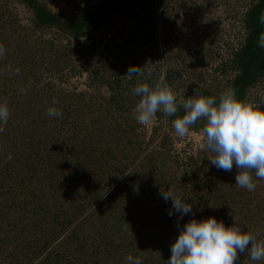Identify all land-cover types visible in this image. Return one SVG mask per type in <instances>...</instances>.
<instances>
[{
    "label": "rangeland",
    "instance_id": "obj_1",
    "mask_svg": "<svg viewBox=\"0 0 264 264\" xmlns=\"http://www.w3.org/2000/svg\"><path fill=\"white\" fill-rule=\"evenodd\" d=\"M101 1L0 0V264H169L182 226L213 216L264 239V180L252 172L248 191L235 166H213L203 119L184 137L162 112L139 124L133 94L139 81L178 103L218 102L241 74L259 0H166L148 23L135 9L78 34L73 23ZM130 66L143 75L129 78ZM243 100L264 107V73ZM162 190L192 213L169 216Z\"/></svg>",
    "mask_w": 264,
    "mask_h": 264
},
{
    "label": "clouds",
    "instance_id": "obj_2",
    "mask_svg": "<svg viewBox=\"0 0 264 264\" xmlns=\"http://www.w3.org/2000/svg\"><path fill=\"white\" fill-rule=\"evenodd\" d=\"M260 22L264 23V16ZM258 47L264 49V32L259 34ZM126 75L142 76V67L130 66ZM133 94L141 97L134 110L139 124L150 125L158 112L165 117L176 116L182 105L185 114L172 121L178 136H186L198 120H205L202 146L214 153L210 163L225 172H231L235 166L239 170L236 185L248 191L257 187L252 172L256 179L264 180V107L241 100L235 90L223 92L218 102L216 97L195 94L178 103L168 86L152 87L137 81ZM47 114L62 116L55 107H50ZM8 118L7 104H0V122L6 123ZM160 195L166 202L171 201L169 216L179 214L182 219L192 213V206L172 191L162 190ZM170 250L169 264H235L238 254L244 253L254 264L264 261V239L259 233L227 226L215 216L202 220L192 218L185 223ZM126 260L127 264H142L139 257L132 255Z\"/></svg>",
    "mask_w": 264,
    "mask_h": 264
},
{
    "label": "trees",
    "instance_id": "obj_3",
    "mask_svg": "<svg viewBox=\"0 0 264 264\" xmlns=\"http://www.w3.org/2000/svg\"><path fill=\"white\" fill-rule=\"evenodd\" d=\"M166 0H102L93 10L86 9L80 13L79 20L73 25L78 34H86L89 28L99 27L102 23L107 22L115 14L121 12L128 15L133 10H138V16L141 21L150 20L159 6ZM264 16V0H259L251 12L250 16V35L246 41L243 52V66L241 74L238 76L233 87L238 97L243 100L246 90L255 82L256 76L264 73V49L258 47V37L264 32V23L260 18ZM53 17L50 13H41L40 20L43 24H48ZM150 34V31H147ZM260 101L259 103H261ZM162 115L161 113H158ZM185 114L184 109H178L176 116L170 117L175 119L177 116L182 117ZM198 128V127H197Z\"/></svg>",
    "mask_w": 264,
    "mask_h": 264
}]
</instances>
